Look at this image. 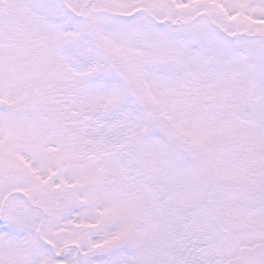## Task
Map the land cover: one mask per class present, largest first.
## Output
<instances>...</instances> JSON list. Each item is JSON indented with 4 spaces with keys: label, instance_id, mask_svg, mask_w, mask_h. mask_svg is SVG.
<instances>
[{
    "label": "snow or ice",
    "instance_id": "obj_1",
    "mask_svg": "<svg viewBox=\"0 0 264 264\" xmlns=\"http://www.w3.org/2000/svg\"><path fill=\"white\" fill-rule=\"evenodd\" d=\"M0 264H264V0H0Z\"/></svg>",
    "mask_w": 264,
    "mask_h": 264
}]
</instances>
